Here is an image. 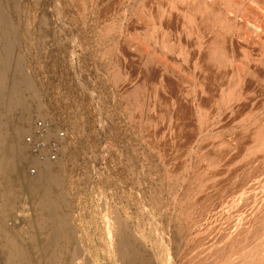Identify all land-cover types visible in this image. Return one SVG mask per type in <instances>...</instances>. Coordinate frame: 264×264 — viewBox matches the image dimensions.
<instances>
[{"label":"rangeland","instance_id":"1","mask_svg":"<svg viewBox=\"0 0 264 264\" xmlns=\"http://www.w3.org/2000/svg\"><path fill=\"white\" fill-rule=\"evenodd\" d=\"M20 1L22 10L25 11L21 12L25 16L23 21L18 22V53L27 64H24L27 74L33 76L28 74L31 81L37 85L38 91L41 89V102L31 100L28 91L23 90L22 97L31 111V119L28 130L14 136L20 146L26 147L19 156H12V161L24 159V165L20 166L18 172L22 178L36 175L42 168L38 167L42 160L32 154L26 142L33 122L41 118L53 122L50 134L53 140L58 138L57 127L63 125L66 129L70 143L61 148L56 159L50 161L55 163L54 169H59V165L64 164L60 165L61 176L63 175L62 190L64 194L67 193L69 204L61 212L67 216L66 219L74 232L77 231L76 238L79 240L81 251L83 250L80 260H86L89 264H121V258L108 246L111 237L109 230L115 224L116 215L121 214L126 220L129 242L134 246L138 257L136 264H264V76L257 74L256 70V63L259 64L260 59L264 57V34L259 29L255 31L252 26L246 29L247 32L243 29L234 31L237 28H232V39L238 41L231 40V43H239L238 46L230 43L229 47L222 41L227 39L225 33H228V30L219 24L223 10L229 4V8L233 10L241 0L186 1L185 7L189 15L187 20L189 22L192 19L190 22L198 25L197 34L202 37L204 43L206 42L204 49L207 50L201 51L205 57L197 50L196 41L192 40V30L190 33L187 29L177 40L176 32L171 35L172 32L167 29L166 35L162 32L166 29L160 30L164 23L160 25L159 19H156L159 28L157 26L154 31L150 29L154 18L152 19L144 8L149 4V0ZM243 3L237 8L239 13L251 10L248 18L251 22L264 20L260 10L248 7L247 2L245 5ZM28 14L33 15L32 18H28ZM215 14L219 16L216 18ZM21 23H24V26ZM229 23L235 24L231 21ZM146 29L151 30L149 33L152 36H159L155 37L159 40L157 43H154V37L153 42L148 41V33H143L147 32ZM136 30H139L138 33ZM133 31L145 40L141 42L140 38V43L132 45L131 48L129 46ZM203 35L207 36L204 38ZM208 37L210 42L207 41ZM173 38L177 43H174ZM216 38L217 40H214ZM235 46L238 47L237 50ZM222 47H228L235 60L238 58L235 57L236 51L243 52L237 54L241 55V60L238 58L236 61L240 60L237 63H240L239 72L242 74L238 72L241 80L237 78L234 82H239L235 86L239 89L232 91L234 95L230 96L229 109H224L222 104L216 105L214 93H211L221 75L216 65L228 64ZM177 48L180 52L176 51ZM175 51L181 54V57L177 56ZM191 53L194 56L196 54V58H193ZM198 61L212 65L203 67L210 70L209 73L206 70L200 72V67H197L199 70H193ZM77 66L86 76L85 80L91 84L88 87L91 92L86 93L76 81L74 71ZM196 73L198 78L205 81L204 85H207L202 87L208 88L209 91L195 90ZM236 73L235 71V76ZM217 75L218 78L215 77ZM136 84L142 87L143 91L140 93L144 98L135 100L136 107H130L122 96L124 97L128 88H133ZM190 86L195 90L192 93L194 96H190H200L196 97L201 99V111L190 108L187 101L189 97L184 98ZM244 87L248 88L249 94L246 89V94L240 91H244ZM50 89L54 91L52 95ZM56 92L62 93L68 105L63 112L54 106L57 101ZM39 102L44 105L41 118L38 116ZM139 105L142 107L141 112ZM15 107L10 115L2 119L8 130L17 122V114H21V106L16 110ZM191 120L196 121L193 123ZM66 121L68 124L64 125ZM252 136H256V139H252ZM224 142H233L235 147L233 144L232 146L236 150L245 145L242 146L245 150L241 148V152L239 151L241 154L235 151L239 157L243 155L240 161L235 163L236 157H233L232 150L223 151L227 147ZM220 150L222 155H219ZM217 152L220 157L215 156ZM224 152L227 155H224ZM228 152H231L232 160L229 158L231 156L226 159ZM26 156L30 158L25 159ZM217 158L218 161H221V158L225 161L218 162ZM246 158L251 160L249 166L246 164ZM242 178L244 184L240 182ZM19 186L16 185L15 189L18 196L6 211L8 217L3 221L7 228L12 230L13 241L15 238L14 242L21 248L25 249L27 245L29 247L30 242L31 246L37 244V247L34 245V248H29L28 260L35 264L40 257L38 248L45 245V239L37 232L36 226L34 229L28 228L29 224L33 226L37 222V202L34 200L32 203V197L27 192L20 191ZM209 193H215L220 201L218 203L221 207L217 203L213 211H219L218 218H212L207 211L209 205L199 201L202 196L209 197ZM0 202L1 209L4 204L1 197ZM27 228L36 234V242H33V239L31 241V238L27 239L24 231L28 230ZM115 230L114 227L113 233L117 235ZM240 230L242 233L238 236L236 232ZM6 242V236L0 228V264H26L25 258H21V261L18 256H15L12 262L5 259ZM80 260L78 259V262Z\"/></svg>","mask_w":264,"mask_h":264},{"label":"bare ground","instance_id":"2","mask_svg":"<svg viewBox=\"0 0 264 264\" xmlns=\"http://www.w3.org/2000/svg\"><path fill=\"white\" fill-rule=\"evenodd\" d=\"M187 0H153L152 2L149 0V4L147 5V7L144 6L145 10L147 11L148 15L153 19L154 18V22H152L153 24H151V30L154 31V29L158 26L157 24L160 22V25L161 23L164 25H161L160 27V30L163 28V29H166V30H162V32H164L165 34L167 32V29L170 30V33L171 35H174V32L177 33V40L180 39V36L181 34H185V31L187 29L190 30V33H191V30H192V33H193V38L192 40L196 41V48L197 50H199L200 54H201V51L204 49V46H206V42L204 43V41L201 39L202 37H199V35L197 34V28H198V25H195L194 23L190 22L192 21V19L188 22L187 20V17L189 18V15H188V11H187V8L185 7L187 2ZM231 1V0H230ZM229 1V2H230ZM244 1H246L248 4L247 6L250 7V8H256L257 11H261L263 13L262 16H264V0H241L239 2L236 3V8H234L233 10L230 9L229 5L228 7H226L225 10H223L222 12V15L223 17L221 18V22H220V17H219V24H221V27H223L225 30H228L227 32L228 33H225V35H227L228 37H226L227 39L225 40H222L223 42H226L227 43V46H229L228 44L231 43V40H237V39H232V36L231 34H233L230 29L232 28H237L236 30L234 31H237V30H245L252 26L255 28V31L257 29H259V31L261 30L264 34V20L262 19L261 21H254V22H251L250 19H248L250 17L249 15V11H246L244 12V10L242 11L243 13H239V11H237L238 9L237 8H240L241 5ZM21 1L20 0H0V70L2 71V73H0V194H1V199L4 200V204L2 206V208L0 209V217H1V221H0V228H1V232L6 236V239H7V242L6 244L4 245V250H5V259L9 262H12L14 259H15V256H18L17 258L21 259V258H25L24 260L27 261L24 263L26 264H32L30 263V261L28 260L30 258V247H33L34 245H36L37 247V244H32L31 246V242H30V245L29 247H25V249L21 248L18 244H16L14 241H15V238H14V241H13V237L11 238L12 236V230L8 229L5 222L3 221L5 218H7V213L6 211H8V208L11 207V205H13L14 203V199L15 197H17V191L15 190L16 189V185L18 187V184L20 185L19 188L21 189L20 191H25L27 192L30 197H32L33 201L32 203L34 202V200L37 202L36 206L38 207V218H37V222H35V224L32 226L31 224H29L28 228L32 227V229H34L33 227L36 226L37 228V232L44 237L45 239V245H41V247H39L38 245V251H39V254H40V257L39 259L37 260V262L35 264H89L88 261L86 260H80V258L82 257V251H81V248L78 244V241H77V238H76V232H74V230L72 229L68 219H66L67 216H64L61 212V210L63 208H65L69 203L67 200V196L66 194H64V191L62 189V172L60 170V168L62 166V164L59 165V169H54V162L52 161H49V160H44V161H41L39 162L38 164V167L42 166V168H40V171L30 177V178H27V176L24 178L21 177L20 174H18L19 172V168L20 166H22V164L24 165V159H14L12 161V156H19L20 153L25 149V147L22 145L20 146L14 136L19 133V132H23V131H26L28 130L29 128V121L31 119V111L29 110V108L26 107V104H25V101L24 98L22 97V92L23 90L25 89L26 91H28V94L29 96L31 97V100H35V101H40L41 99V96L39 95V91L41 90H37L36 88V84H34L32 81H31V76L29 73V75L31 76H28L27 74V68H25V64L26 62L23 60L22 58V55L18 53V50L20 49V41H19V35H20V31L18 30V22H21L23 21V14L22 12L24 13L25 11L22 10V5L20 3ZM246 2H244L246 4ZM148 3V2H147ZM214 3V2H212ZM234 5H235V2H233ZM243 3V4H244ZM215 4V3H214ZM214 4H210V5H214ZM226 4V3H225ZM244 4V5H245ZM224 5V4H223ZM227 5V4H226ZM225 5V6H226ZM238 5V7H237ZM207 6V5H206ZM215 6V5H214ZM243 6V5H242ZM232 7V5H231ZM213 8V7H212ZM221 8V7H219ZM245 8V7H244ZM247 8V7H246ZM24 9V8H23ZM32 9V8H31ZM249 9V8H248ZM22 10V12H21ZM32 11V10H31ZM34 11V9H33ZM217 12V11H216ZM33 13V12H31ZM215 13V12H214ZM221 13V11H220ZM252 13V12H251ZM26 14V13H25ZM30 14V13H29ZM28 14V15H29ZM33 15H29L28 18ZM214 16H219L218 14H215ZM252 17V16H251ZM26 18V17H25ZM137 19V18H135ZM159 19L160 21L157 23V20ZM257 19V18H256ZM20 20V21H19ZM29 20V19H28ZM198 20V19H197ZM252 20V19H251ZM255 20V18L253 19ZM135 21V20H134ZM209 21V20H208ZM229 21H231L232 23H235V24H231L229 23ZM26 22V20H25ZM31 22V21H30ZM29 22V23H30ZM138 22V21H137ZM167 24H166V23ZM27 23V22H26ZM196 23V22H195ZM206 23V22H205ZM209 23V22H208ZM230 25H229V24ZM23 24L24 26V23H21ZM135 24V22H134ZM166 24V25H165ZM217 24V23H216ZM133 25V24H132ZM135 25H137L138 27V24L136 23ZM202 25V24H201ZM209 25V24H208ZM218 25V24H217ZM28 26V25H26ZM25 26V27H26ZM164 26V27H162ZM204 26H207L204 24ZM219 26V25H218ZM21 27V26H20ZM24 27V28H25ZM201 27V26H200ZM214 27V25H213ZM216 27V26H215ZM27 28V27H26ZM25 28V29H26ZM136 28V27H135ZM145 28V27H143ZM159 28V26H158ZM157 28V29H158ZM203 28V27H202ZM208 28H210L208 26ZM22 29V28H21ZM142 29V28H141ZM148 29V28H147ZM146 29V31H147ZM149 29V31L147 32H143L144 30H141L143 33H148V41H151L153 42L152 39H154L156 36H152L149 32H151V30ZM156 29V30H157ZM253 29V28H252ZM131 30V29H130ZM155 30V32H156ZM159 30V32L161 33V31ZM210 30V29H209ZM212 30V29H211ZM220 30V28H219ZM222 30V29H221ZM137 31V30H136ZM136 31H133V34L131 35V44L129 47L132 48V45L135 46V44H138V42L142 39L139 38V34H136L135 32ZM139 31V30H138ZM137 31V33H138ZM152 31V34H154ZM242 31V30H241ZM239 31V32H241ZM254 31V32H255ZM258 31V30H257ZM158 32V31H157ZM203 32V30H202ZM244 32V31H243ZM250 32V31H249ZM261 32V33H262ZM141 33V32H139ZM164 33H162V35H164ZM208 33V32H207ZM211 33V31L209 32ZM213 33V31H212ZM216 33V32H215ZM259 33V32H258ZM257 33V34H258ZM259 33V34H261ZM169 34V35H170ZM188 34V33H187ZM201 34V33H200ZM203 34V33H202ZM219 34V33H218ZM235 34V33H234ZM237 34V32H236ZM242 34V33H241ZM259 34H258V37H259ZM160 37H161V34H159ZM167 35V34H166ZM189 35V34H188ZM224 35V36H225ZM192 36V35H191ZM207 36V35H206ZM205 36V37H206ZM213 36V35H212ZM210 36V37H212ZM216 36V35H215ZM257 36V35H256ZM263 38H264V35H262ZM261 36V37H262ZM154 37V38H153ZM159 37V36H157ZM156 37V38H157ZM165 37V36H164ZM167 37V36H166ZM189 37V36H188ZM204 37V35H203ZM204 37V38H205ZM208 37V42L209 41V38ZM239 37V36H238ZM260 39H263L261 38ZM146 38V37H144ZM154 39L156 40V42L154 43H157L159 40L157 39ZM169 38V36H168ZM167 38V39H168ZM184 38V37H183ZM221 38V37H220ZM220 38L218 40H220ZM231 38V39H230ZM243 38V37H242ZM162 39L164 40L163 36H162ZM166 39V38H165ZM145 40V39H144ZM143 39L141 40L144 41ZM172 40V39H171ZM170 40V41H171ZM188 40V39H187ZM205 40V39H204ZM213 40V38H211V41ZM214 40H217L214 39ZM246 40V39H245ZM257 40V39H255ZM60 41V39H59ZM173 41H175L174 43H177L176 40L173 38ZM189 41V40H188ZM206 41V40H205ZM238 41V40H237ZM160 42H162V40L160 39ZM167 42V41H165ZM220 42V41H218ZM236 42V41H233V43ZM242 42V40L240 41V43ZM257 42V41H256ZM264 42V41H262ZM140 43V42H139ZM179 43V42H178ZM192 43V41H191ZM215 43V41H214ZM231 43L232 45H237L238 46V43L237 44H233ZM129 44V43H128ZM182 44V42H181ZM189 44V43H188ZM204 44V45H203ZM212 44V43H211ZM223 44V43H221ZM225 44V43H224ZM126 45V44H124ZM178 45V44H177ZM194 45V46H195ZM252 45V44H251ZM264 45V44H263ZM262 45V46H263ZM123 46V44H122ZM127 46V45H126ZM165 46V45H164ZM191 46V45H190ZM193 46V47H194ZM215 46V45H214ZM235 46V47H237ZM158 47V46H157ZM162 47V46H161ZM183 47V46H182ZM225 47V45H224ZM230 47V46H229ZM264 47V46H263ZM173 48V47H172ZM180 49V46L178 47ZM177 48L176 51H179ZM216 48V47H215ZM240 46H239V50H240ZM175 49V48H174ZM187 49V48H186ZM195 49V48H194ZM223 49V47H222ZM229 49L228 47L227 48H224V57L226 60H228V64L225 63V65H215L217 66L216 68H218V70L220 71L221 75H220V78L216 80V78L219 77V75L215 76L216 78L213 79L214 83H215V80H216V85H214V88L211 89V93H214V98H215V103L216 105L221 106V104L225 107H223L224 109H229L230 108V102L229 99H230V96L231 95H234L232 94V91H234V89H239V88H235V86H237L236 84L239 83L237 82L236 84L234 83L235 80L240 79L241 75L239 76V70L241 69V67L238 65L237 62H239L241 60V51L237 52L236 50L238 49V47L236 48V55L235 57L237 56L240 60L239 61H236L238 60V58L235 60L233 59V55L231 54L232 52H230V49L229 51L227 50ZM173 50V49H172ZM182 50V49H181ZM185 50V49H184ZM183 50V51H184ZM205 50V49H204ZM207 50V49H206ZM205 50V51H206ZM222 50V51H223ZM175 51V52H176ZM211 51V50H210ZM174 52V53H175ZM180 52V51H179ZM192 52V51H191ZM203 52V51H202ZM214 52V50H213ZM167 53V52H166ZM173 53V52H172ZM221 53V52H220ZM238 53L239 56L237 55ZM258 53V52H257ZM262 53V52H260ZM136 54V53H135ZM170 54V53H169ZM177 56L181 57V54H178V52H176ZM176 54L173 56L175 57ZM192 54V53H191ZM203 54V53H202ZM201 54V55H202ZM207 54V52H206ZM245 54V53H244ZM193 55V54H192ZM199 55V54H198ZM208 56H210V54H207ZM257 55V54H256ZM262 55V54H260ZM176 56V57H177ZM186 56V55H185ZM196 56V54H195ZM194 55H193V58H196ZM202 56H206L205 54H203ZM201 56V57H202ZM263 56V55H262ZM24 57V56H23ZM134 57V56H133ZM200 57V55H199ZM198 57V58H199ZM200 57V58H201ZM25 58V57H24ZM60 59V56L58 57ZM192 58V57H191ZM189 58V59H191ZM203 58V57H202ZM208 58V57H207ZM210 58V57H209ZM243 58V57H242ZM246 58V57H245ZM214 59V58H213ZM256 59V58H255ZM27 60V59H26ZM201 60V59H200ZM234 60L236 61V63H234ZM261 61H259V64H257V67H256V70H257V74L259 75H263L264 76V57L262 59H260ZM2 61V62H1ZM16 61V62H14ZM190 61V60H189ZM197 61V60H196ZM202 61V60H201ZM209 61V60H208ZM25 62V63H24ZM181 62V61H180ZM207 62V61H206ZM205 62V63H206ZM244 62V61H243ZM211 63V62H210ZM25 64V65H24ZM190 64V62L188 63ZM187 64V65H188ZM194 64V63H193ZM179 65V64H178ZM185 65V64H184ZM192 65V64H191ZM30 66V65H29ZM180 66L182 67V63L180 64ZM211 67L212 65L209 64L207 62V64H204L203 62H196L194 67L195 69H193L194 71L196 70H199L197 69V67L199 68L200 67V72L203 73V71L205 72L208 71L207 69H204L203 67ZM185 67V66H184ZM188 68V67H187ZM206 68V67H205ZM215 67H213V70H214ZM244 68V67H243ZM212 70V72H213ZM243 70V69H242ZM0 71V72H1ZM188 71V70H187ZM193 71V72H194ZM210 71V70H209ZM208 71V73H209ZM235 71L237 72L236 76H235ZM190 72V71H188ZM217 72V71H216ZM239 72V73H238ZM243 72V71H241ZM255 72V71H254ZM191 73V72H190ZM202 73H200L202 75ZM207 73V72H206ZM219 73V74H220ZM74 74H75V77H76V81H78V84H80L87 92H91L90 89H88L89 86H91V84L89 83V81H87V79L85 80L86 76L83 75V72L82 70L80 69L79 66H77L75 68V71H74ZM173 74V73H172ZM199 74V73H198ZM214 74V73H212ZM217 74V73H216ZM242 74V73H240ZM255 74V73H254ZM175 75V73H174ZM197 75V73L195 74ZM209 75V74H208ZM210 75H211V72H210ZM209 75V76H210ZM256 75V74H255ZM85 76V78H84ZM208 76V77H209ZM30 77V78H29ZM74 77V76H73ZM74 77V78H75ZM173 77V76H172ZM200 77V76H199ZM205 77V76H204ZM214 77V75H213ZM257 77V76H256ZM260 77V76H259ZM258 77V78H259ZM262 78V76L260 77ZM145 79V78H144ZM147 79V78H146ZM205 79V78H204ZM257 79V78H256ZM58 80H61V79H58ZM241 80V79H240ZM259 80H263V79H259ZM88 83H87V82ZM132 81V80H131ZM212 81V82H213ZM239 81V80H238ZM91 82V81H90ZM145 82V81H144ZM149 82V81H148ZM194 84L196 86V89H198V91H201V92H204L203 91V87L202 86H206L207 85H204L203 82H205L202 78H198V75L197 77H195V80H194ZM92 83V82H91ZM129 83V82H128ZM203 83V84H202ZM209 83V82H207ZM241 83V82H240ZM260 83V81H259ZM90 84V85H89ZM176 84V83H175ZM211 84V82L209 83ZM137 85V84H136ZM178 85V84H176ZM234 85V86H233ZM46 86V85H44ZM171 86V85H170ZM169 86V87H170ZM213 86V85H212ZM247 86V85H245ZM42 87V86H40ZM50 87V86H49ZM48 87V88H49ZM56 87V86H55ZM179 87V86H178ZM188 87V86H187ZM44 88V87H43ZM56 88H59V87H56ZM128 88V87H126ZM142 87H140V85L138 86H135L133 88H128V91L124 94V97L122 96V98H124V102H130V105L127 104V106H134L136 107V101L137 99H141V98H144L143 95H141L140 91H143L141 90ZM156 88V87H155ZM164 88V87H163ZM39 89V88H38ZM175 88H173L174 90ZM187 89V88H186ZM200 89V90H199ZM206 90H208V88H205ZM204 89V90H205ZM241 89V88H240ZM244 91L240 90L241 92H244L247 90L248 92V88H243ZM246 89V90H245ZM44 90V89H42ZM53 90V88H52ZM55 90V89H54ZM57 90V89H56ZM124 90V89H123ZM159 90V89H158ZM164 90V89H163ZM178 90V89H177ZM193 86H190V88H188V93L185 94L184 98L185 97H189L187 99L188 101V105L190 108H193V110L195 109H201V104L199 103V101L201 99H198V97L196 96H199V94H197L195 97H191L190 95H193L192 93L195 91ZM205 90V91H206ZM47 91V90H45ZM51 91V89H50ZM59 91V90H58ZM125 91V90H124ZM156 91V89H155ZM187 91V90H186ZM209 91V90H208ZM238 91V90H236ZM239 91V92H240ZM43 93V91H41ZM52 92L54 91H51V95H52ZM169 92V91H168ZM200 92V93H201ZM246 92V93H247ZM41 93V94H42ZM164 93V92H163ZM196 93V92H195ZM199 93V92H197ZM236 94V92H234ZM238 93V92H237ZM245 93V94H246ZM54 94V93H53ZM243 94V93H242ZM249 94V92H248ZM24 95V94H23ZM189 95V96H188ZM201 95V94H200ZM205 95V93H204ZM240 95V94H239ZM244 95V94H243ZM143 96V97H142ZM194 96V95H193ZM56 97H57V101L56 103L54 104V106L56 108H59L62 110H66L67 108V104L65 102V99H63V95L62 93L60 92H56ZM148 97V96H147ZM200 97V96H199ZM212 97V96H211ZM233 97V96H232ZM92 97L90 96L89 99H91ZM195 98V99H194ZM212 99V98H211ZM136 100V101H135ZM233 100V99H231ZM90 101V100H89ZM94 101V100H93ZM186 101V103H187ZM211 101V100H210ZM209 101V102H210ZM41 102V101H40ZM38 103L39 105V117H43L42 115V112H41V109H42V106L44 107V105H42L41 103ZM125 102V103H126ZM139 102V101H138ZM137 102V103H138ZM214 102V100H213ZM135 104V105H134ZM140 104V103H139ZM171 104V103H170ZM204 104V103H203ZM16 105H19L21 106L20 108H22V110L20 111V109H18V111L21 112L20 115L17 114V116H19V118L17 117V122L16 123H13V127L12 129L9 128V130L6 128L5 124L3 123L2 119L4 120L5 117H7L8 115H10V113L12 112V109L16 106ZM187 105V106H188ZM19 106H16L15 107V110L17 107ZM148 106V105H147ZM214 106V104H213ZM126 107V106H125ZM129 107V108H130ZM133 107V108H134ZM139 110L142 108L140 105L138 106ZM141 107V108H140ZM170 107V105H169ZM211 107H212V103H211ZM195 108V109H194ZM218 108V107H217ZM232 108V107H231ZM234 108V107H233ZM215 109V108H214ZM213 109V110H214ZM43 110V109H42ZM192 110V111H193ZM222 110V109H221ZM232 110V109H230ZM60 111V110H59ZM201 111V110H200ZM215 111V110H214ZM226 111V110H224ZM16 112V111H15ZM14 112V113H15ZM135 113V111H132ZM141 112V110H140ZM144 111H142V114ZM199 112V111H197ZM195 113V112H194ZM203 113V112H202ZM229 113V112H228ZM16 114V113H15ZM64 114V113H63ZM133 114V113H132ZM136 114V113H135ZM138 117V116H136ZM143 117V116H142ZM193 117V116H192ZM202 117V116H201ZM137 119V118H136ZM196 119V118H195ZM66 120V119H64ZM141 120V119H140ZM143 121V120H142ZM192 121V120H191ZM196 121V120H195ZM195 121H192L193 123ZM5 122V121H4ZM141 122V121H139ZM62 123H63V120H62ZM66 122H64V125H65ZM8 124V123H7ZM6 124V125H7ZM68 124V123H67ZM139 126V125H138ZM9 127V126H7ZM260 136H262L260 134ZM52 137V136H51ZM255 138L256 139V136H252V139ZM259 138V137H257ZM250 139V138H249ZM237 140V139H236ZM244 140V139H243ZM233 141V140H232ZM239 141V140H238ZM241 141V140H240ZM245 141V140H244ZM252 141V140H251ZM237 143V142H236ZM240 143V142H239ZM162 144V143H161ZM167 144V143H165ZM222 144V143H221ZM223 144H225L224 146L226 147V144H227V147H226V150H223V151H230L232 150L231 152L233 157H236L235 159V163H237L238 161H240V158L237 153L242 150L241 148H243L242 146H245L244 144L241 146V148L239 150H236V148L234 149L235 145L234 143L232 142L233 146L231 143H226L224 142ZM247 144V142H246ZM250 144V143H248ZM163 145V144H162ZM178 143H176V147H177ZM180 145V143H179ZM182 145V144H181ZM264 145V143H263ZM173 146V145H172ZM248 146V145H246ZM238 147V145H237ZM65 148V147H63ZM161 149V148H160ZM179 149V148H178ZM222 149V148H221ZM224 149V147H223ZM234 149V151H233ZM246 149H248L246 147ZM216 151V149H214ZM245 149L243 148V151ZM189 152V150H186V152ZM219 152V150H217ZM235 151H237V153H235ZM185 152V155L187 154ZM214 152V151H213ZM218 152L215 154V156H217ZM231 152H228L229 155L227 156L226 159L231 158V160L233 159L232 158V155H231ZM241 152V151H240ZM239 152V154H241ZM24 153V152H23ZM22 153V154H23ZM184 153V151H183ZM212 153V152H211ZM215 153V152H214ZM213 153V154H214ZM234 153L236 155H234ZM254 153V152H253ZM251 153V154H253ZM166 154V152H165ZM221 154V150H220V153L219 155ZM224 155L226 154L225 152L223 153ZM183 155V154H182ZM217 156V157H220V156ZM222 155V154H221ZM227 155V154H226ZM254 155V154H253ZM214 156V155H213ZM245 156V154H244ZM250 157H252V155H247ZM28 157L30 158V156H26L25 159H28ZM224 157V156H223ZM222 157V158H223ZM14 158V157H13ZM186 158V157H185ZM221 158V161H223ZM249 158H246V164L247 166H249L251 160ZM253 159V158H251ZM182 160V159H181ZM205 160V159H204ZM203 160V161H204ZM230 160V161H231ZM186 161V160H185ZM217 161H218V158H217ZM220 160L218 162H221ZM225 161V160H224ZM223 161V162H224ZM37 162V161H36ZM202 162V161H201ZM233 162V161H232ZM35 163V162H34ZM60 163V162H59ZM57 163V164H59ZM203 163V162H202ZM222 163V162H221ZM36 164V163H35ZM185 164V162H184ZM183 164V165H184ZM217 164V163H215ZM220 164V163H218ZM217 164V165H218ZM245 164V165H246ZM64 165V164H63ZM182 165V166H183ZM208 165V164H207ZM206 165V166H207ZM205 166V167H206ZM24 167V166H23ZM187 167V166H186ZM185 168V167H184ZM207 168V167H206ZM64 169V167H63ZM23 170V169H22ZM186 170H188V168H186ZM208 170V169H207ZM24 171V170H23ZM22 171V172H23ZM63 171V170H62ZM21 172V171H20ZM212 172V171H211ZM68 173V171H67ZM208 173V172H207ZM22 174H25V173H22ZM65 176V175H64ZM218 176V175H217ZM221 176V175H220ZM221 178V177H219ZM214 179V178H213ZM243 179V178H242ZM216 180V179H215ZM239 181V180H238ZM243 180H241L240 182H243ZM18 182V184H16ZM239 184V183H238ZM244 184V182H243ZM237 185V184H235ZM241 185V184H239ZM242 190V189H241ZM213 192V190H212ZM215 192V191H214ZM21 193V192H20ZM23 193V192H22ZM243 193V192H242ZM215 194V193H214ZM210 194L209 193V197H204L202 196V198L199 200V201H203L204 203H206L208 207L207 211H209V214H211L212 218H214L216 216L217 217V213L219 211H217L215 209V211H217V213H214V208L216 207L217 203L220 202L218 200V196L216 197V194ZM242 195V194H240ZM67 197V198H66ZM243 196H241V199H242ZM240 199V198H239ZM30 201V199H29ZM242 201V200H240ZM16 202V201H15ZM264 202V201H262ZM1 203V202H0ZM3 203V202H2ZM30 203V202H29ZM216 204V205H215ZM2 205V204H1ZM219 207L220 206V203H218ZM264 205V204H263ZM218 207V208H219ZM36 210V209H35ZM213 212V213H211ZM196 213V212H195ZM221 213V211H220ZM216 214V215H215ZM220 214H218L219 216ZM32 216V215H31ZM37 216V215H36ZM197 215H195L196 217ZM214 216V217H213ZM198 219V218H197ZM73 226V225H72ZM21 227V226H20ZM114 227L116 228V232H117V235L116 233H113V230H114ZM27 228V229H28ZM75 228V227H74ZM245 228V227H244ZM243 229V228H242ZM77 230V229H76ZM26 235L28 236L27 239H30L31 238V241L33 239V242H36V238L35 235L33 232H30V229L28 230H24ZM36 231V230H35ZM242 233V231H237L236 234L239 236L240 234ZM109 236H111L108 240V246L109 248L119 257L121 258V264H136V261L138 260V257H137V254H136V251H135V248L134 246L129 242V231H128V228H127V224H126V220L123 218V216L121 214H117L116 217H115V224L110 228L109 230ZM232 236V235H231ZM230 236V237H231ZM33 237V238H32ZM235 237V236H233ZM19 238V237H18ZM21 238V237H20ZM23 238V237H22ZM38 239V238H37ZM23 241V240H22ZM14 242V243H13ZM23 244V243H22ZM21 244V245H22ZM43 244V243H42ZM81 244V243H80ZM24 245V244H23ZM34 248V247H33ZM83 248V247H82ZM18 254V255H17ZM84 254V253H83ZM84 257V256H83ZM86 257V256H85ZM23 259H21V261H23ZM78 259L80 260L78 262ZM84 259V258H83ZM88 259V258H86ZM89 260V259H88ZM20 262V261H19ZM262 263V262H261Z\"/></svg>","mask_w":264,"mask_h":264},{"label":"built area","instance_id":"3","mask_svg":"<svg viewBox=\"0 0 264 264\" xmlns=\"http://www.w3.org/2000/svg\"><path fill=\"white\" fill-rule=\"evenodd\" d=\"M53 122L47 118L37 119L33 122L30 132L26 137V142L30 146L32 154L39 160L56 159L63 146L70 143L69 135L62 126L57 127L58 138H50ZM69 146V145H68ZM32 168V173L35 172Z\"/></svg>","mask_w":264,"mask_h":264}]
</instances>
